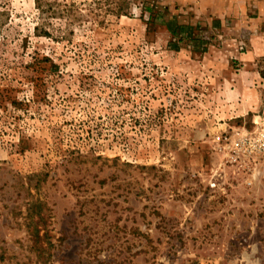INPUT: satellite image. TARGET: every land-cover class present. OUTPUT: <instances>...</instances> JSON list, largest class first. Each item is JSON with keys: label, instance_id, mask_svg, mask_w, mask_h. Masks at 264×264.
<instances>
[{"label": "rangeland", "instance_id": "rangeland-1", "mask_svg": "<svg viewBox=\"0 0 264 264\" xmlns=\"http://www.w3.org/2000/svg\"><path fill=\"white\" fill-rule=\"evenodd\" d=\"M248 1L0 0V264H264Z\"/></svg>", "mask_w": 264, "mask_h": 264}, {"label": "crops", "instance_id": "crops-1", "mask_svg": "<svg viewBox=\"0 0 264 264\" xmlns=\"http://www.w3.org/2000/svg\"><path fill=\"white\" fill-rule=\"evenodd\" d=\"M250 1H248L247 5L250 4ZM257 3V8H255L256 14V20L254 24H256V27L259 28L262 23L264 25V1H261L260 3ZM232 7L234 6V3H232ZM237 14L240 12L242 15L241 17L245 16L247 12H250L251 9L248 8L244 2L242 4V8L237 9ZM260 29L264 30V26ZM247 41L243 42L245 51H242V54L239 56V59L241 63L244 65L243 72L246 74V78L250 77L251 83L256 85V87L259 84L264 85V73H262V68L259 67L257 64H255L260 57V55L264 54V31L256 32L252 35H249L246 37ZM229 57V56H228ZM244 88H248L249 82L245 81ZM261 86V85H260ZM228 88H231V85L228 86ZM240 88V87H239ZM244 99H247L248 96L243 95ZM255 97V96H254ZM249 102V101H248ZM253 101L249 102L252 103ZM258 103V102H256Z\"/></svg>", "mask_w": 264, "mask_h": 264}, {"label": "built area", "instance_id": "built-area-1", "mask_svg": "<svg viewBox=\"0 0 264 264\" xmlns=\"http://www.w3.org/2000/svg\"><path fill=\"white\" fill-rule=\"evenodd\" d=\"M232 147L239 152H264V133L243 135L233 142Z\"/></svg>", "mask_w": 264, "mask_h": 264}]
</instances>
